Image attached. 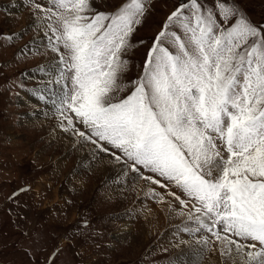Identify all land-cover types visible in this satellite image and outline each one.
<instances>
[{"label": "snow or ice", "instance_id": "1", "mask_svg": "<svg viewBox=\"0 0 264 264\" xmlns=\"http://www.w3.org/2000/svg\"><path fill=\"white\" fill-rule=\"evenodd\" d=\"M94 3L31 4L58 54L60 88L50 99L60 127L141 179L174 186L182 231L205 250L264 264V30L232 0L207 9L187 0L168 16L142 73L124 83L144 0L113 12Z\"/></svg>", "mask_w": 264, "mask_h": 264}, {"label": "rangeland", "instance_id": "2", "mask_svg": "<svg viewBox=\"0 0 264 264\" xmlns=\"http://www.w3.org/2000/svg\"><path fill=\"white\" fill-rule=\"evenodd\" d=\"M126 2L95 0L94 7L113 12ZM185 2L144 0L146 11L124 57V83L142 73L168 16ZM200 2L207 9L218 0ZM32 3L50 6L49 0H0V264H232L182 231L187 218L161 213V191L142 202L133 181L92 168L89 155L76 152L71 133L53 136L60 126L50 99L60 88L52 83L58 54ZM232 6L264 30V0H232ZM169 31L182 32L176 25ZM161 190L180 194L172 185ZM147 213L157 217L151 233Z\"/></svg>", "mask_w": 264, "mask_h": 264}, {"label": "bare ground", "instance_id": "3", "mask_svg": "<svg viewBox=\"0 0 264 264\" xmlns=\"http://www.w3.org/2000/svg\"><path fill=\"white\" fill-rule=\"evenodd\" d=\"M55 70H56V68H55ZM57 88H59V87H57ZM58 124H59V120H58ZM58 126H56L55 129H54L56 131V132H54V135H53L54 137H61L62 138V136L65 135V134L67 136H70V133L68 134L67 132H63V128L60 127V126H59V128H57ZM69 141H70V139H69ZM75 141H74L73 144L76 145L75 146V148L77 149L76 152L77 153L80 152L81 153L80 155L85 156V157H87L89 155V165H92V168L94 167V169L96 168L97 172L105 173V172H109L110 171V173H111L109 175L110 179H112V178H115V179L121 178V179H119L120 182H123V181L127 182V180L128 181H130V180L133 181L135 183L134 189L137 192L139 200H141L142 202H143V200L146 199L145 196L147 194H150V195L152 194V190L153 189H154L155 192L156 191H161V197H163V199L160 198V205L158 207V209L161 211V213L164 214V216H167L170 219H173L175 216L177 218L178 217H181L183 219L187 218L186 216H181V215L178 214L180 208H178L177 204L174 203V199L170 195L162 194L164 189L161 190V187L159 188L158 185L153 184V183H151V182H149V181H147L145 179H141L135 173L126 170L121 163H117L113 159L112 156H109V155L103 153L102 151H99L93 144L84 142L83 140H77L76 142ZM142 202H140V203L136 202V205L138 207H141L142 206ZM173 206L176 209L174 211L172 210ZM154 212H157V211L154 210ZM156 214H159V213H156ZM144 220H145V223H146L145 225L147 226L146 232L147 233H151L154 230V228H155V226L157 224V217L151 216V214L147 213V214H145ZM148 236H149V234H148ZM237 264H239V262H237Z\"/></svg>", "mask_w": 264, "mask_h": 264}]
</instances>
